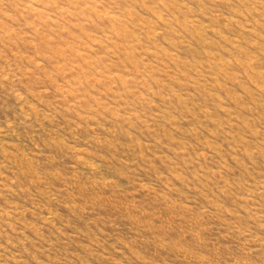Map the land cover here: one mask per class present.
<instances>
[{
  "label": "rangeland",
  "instance_id": "obj_1",
  "mask_svg": "<svg viewBox=\"0 0 264 264\" xmlns=\"http://www.w3.org/2000/svg\"><path fill=\"white\" fill-rule=\"evenodd\" d=\"M0 264H264V0H0Z\"/></svg>",
  "mask_w": 264,
  "mask_h": 264
}]
</instances>
